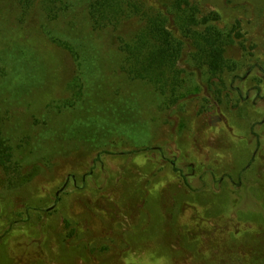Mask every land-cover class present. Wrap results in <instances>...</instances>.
I'll return each instance as SVG.
<instances>
[{
  "label": "rangeland",
  "instance_id": "1",
  "mask_svg": "<svg viewBox=\"0 0 264 264\" xmlns=\"http://www.w3.org/2000/svg\"><path fill=\"white\" fill-rule=\"evenodd\" d=\"M197 1L224 26L239 20L245 48L231 49L223 83L198 72L172 108L100 68L101 46L118 58L114 36L76 42L79 54L87 39L96 47L80 69L51 41H73L68 15L41 26L38 10L14 33L19 49L0 52V119L13 144H34L20 175L0 168V264H264V0ZM55 138L66 145L49 155Z\"/></svg>",
  "mask_w": 264,
  "mask_h": 264
},
{
  "label": "trees",
  "instance_id": "2",
  "mask_svg": "<svg viewBox=\"0 0 264 264\" xmlns=\"http://www.w3.org/2000/svg\"><path fill=\"white\" fill-rule=\"evenodd\" d=\"M4 1L0 0V52L8 53L12 45L14 50L19 49L9 40L14 39L19 28L25 27L35 11L41 12V26L51 25L68 15L73 24L64 32L73 41L55 38L51 41L76 58L80 69H83L80 61L85 60L81 53L90 57L88 49L92 46L95 50L96 47L93 48V39H87L85 43L90 47L84 44L85 50L79 54L76 42L85 40L88 31L101 45L114 36L118 43V58L105 52L104 46L98 47L104 57L100 68L116 71L125 83L137 82L152 87L162 104L170 108L177 107L183 94L197 83L198 72L208 77L210 88L218 87L224 82L223 76L236 67L231 49L238 41L245 48L241 22L224 26L218 12L204 11V6L197 0H10L3 6ZM134 19L138 21L136 29L127 35L120 34L122 26ZM28 48L23 47L21 54L19 50L12 52L21 60L26 57ZM4 122L0 119V168L13 179L23 168L21 160L25 155L22 158L21 152L34 144V137L29 135L13 144L8 130L10 123L4 125ZM38 132L41 133V129ZM57 138L65 137L59 135ZM51 141L52 145L47 144L49 155L66 145L59 142L66 141L64 139ZM30 157H34L33 150L27 155L28 159ZM31 160H28L29 165ZM120 215L123 217L124 214ZM72 232L75 234L76 228ZM169 245L161 242L160 246L169 251Z\"/></svg>",
  "mask_w": 264,
  "mask_h": 264
}]
</instances>
